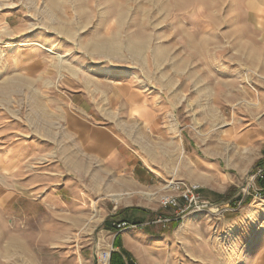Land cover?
<instances>
[{
  "label": "rangeland",
  "instance_id": "1",
  "mask_svg": "<svg viewBox=\"0 0 264 264\" xmlns=\"http://www.w3.org/2000/svg\"><path fill=\"white\" fill-rule=\"evenodd\" d=\"M50 1L0 0V264H110L119 246L132 253L123 255L129 264L142 256L145 264H264V140L247 137L264 121V8L59 0L75 28L68 38L55 30ZM101 38H117L122 58L95 55L91 43ZM72 117L110 130L123 157L137 154L150 168L154 158L158 183L113 190L131 176L89 156ZM45 128L51 136L40 135ZM74 157L81 169L69 165ZM171 184L198 186L203 211ZM167 196L177 205L165 206ZM128 208L150 213L147 223L116 217ZM146 227L156 237L136 236ZM123 231L133 234L115 245Z\"/></svg>",
  "mask_w": 264,
  "mask_h": 264
},
{
  "label": "crops",
  "instance_id": "2",
  "mask_svg": "<svg viewBox=\"0 0 264 264\" xmlns=\"http://www.w3.org/2000/svg\"><path fill=\"white\" fill-rule=\"evenodd\" d=\"M252 3H254V5H251V8H253L254 10L250 11L249 13H256L257 11H259V9L264 8V5L262 4V0H251L250 4H252ZM249 7H250V5H249ZM263 30H264V28H263ZM127 95H128V93L126 94V96ZM257 97L259 98V96H257ZM250 116L254 117L253 114ZM251 117H250V119H253ZM90 125H91L90 123H87V124H86V122L82 123L81 120L78 119L77 117L71 118V132L74 135L79 137L80 147L85 148L86 151H88L89 156H91L92 158L100 159L102 162L107 164V173L114 171V170L119 168V170H121L122 174H128L129 176H131V179H128V178L120 179L118 181V183L116 184L117 188L115 186L111 187V188H113V190L118 189V190H122V191L126 192L129 190H134L136 188H139L140 186H143V187L154 186L153 185L154 182L158 183V179L160 177V174H159V172H157L155 170V167H153V165H154L153 162L155 160L154 158H152V160H153L152 168H150L143 161V159L140 156H138L137 154H136L137 156L133 155V157H130L128 154H125V156L123 157L122 153L120 152L122 150L123 142L119 138L114 136V134L110 130H97L92 125L91 126ZM247 137L249 138L248 142H252V140H254V142L256 140H258V141L264 140V121L256 124L254 126V128H252L247 133ZM246 140H247V138H246ZM81 144H82V146H81ZM27 146H29L31 148L30 145H25V147H27ZM126 147L128 148V146H126ZM140 147H141V150L143 151V153L146 152L149 154V151H145L144 147H142V146H140ZM18 149L23 151L24 147H22V144L15 146L14 150H18ZM128 149H130V148H128ZM131 151H133V150H131ZM24 152H26V151H24ZM133 153H135V152L133 151ZM19 155L23 156V157L25 156V154H22V152ZM68 163L70 166L74 165L75 168L79 167L81 169L83 167V165L79 162V160H76V157L69 158ZM70 163H72V164H70ZM67 164H66V167L68 168ZM94 181H96V180H94ZM209 181L210 180H208V179L202 181V183H203L202 185H212V184H210V182L212 183V181H210V182ZM132 215H134L133 216L134 219H137V218L139 219V221L137 222L138 224L143 225V224L147 223V218L150 215V213H148L147 211H144V212L138 211V212H133ZM146 228H147L146 233L144 231H142V233L140 235L137 234L136 236L147 235L150 237H156V232L154 233V230L152 227H149V228L146 227ZM130 234H131V232H125L124 233V231H123L120 233L119 239L123 241V238L127 237ZM122 243H120V244H122ZM119 248H120V246L117 247V249H115L114 251L120 253ZM135 248H136V245H135ZM137 248L135 249L134 252H137ZM123 249H124V246H123ZM128 255H129L130 259L132 260L133 255L130 251H128ZM123 259H124V264H129L128 260L124 256H123ZM130 264H133V263H130Z\"/></svg>",
  "mask_w": 264,
  "mask_h": 264
},
{
  "label": "bare ground",
  "instance_id": "3",
  "mask_svg": "<svg viewBox=\"0 0 264 264\" xmlns=\"http://www.w3.org/2000/svg\"><path fill=\"white\" fill-rule=\"evenodd\" d=\"M62 6H63V4L62 3H60L59 2V0H51L50 1V13H51V15H52V17H51V21H53L56 25H57V27L55 28V30L57 31V32H59V34H62V35H65V36H67L68 38L69 37H72L71 36V34H72V32H73V29H75L74 28V25H72V21H70V20H65L62 16H60L61 15V10L63 11V8H62ZM49 9V8H48ZM123 8L120 10V14L122 15L123 14ZM49 13V14H50ZM54 15H57V17L58 18H56L55 17V19H54ZM71 39V38H70ZM91 47L93 48L92 50H93V53L95 54V55H98V56H100V55H106V56H108V57H110V58H116V59H121L122 58V56H121V53H122V43L121 42H118V40H117V38H112V39H107V38H101V39H98V40H96V41H94V42H92L91 43ZM142 47H143V45L141 44H139L134 50H133V54H135V55H137V56H139V54H140V51H141V49H142ZM44 49L45 50H47L48 52H53L50 48H48V47H44ZM58 55V57L60 58V59H62V55H60V54H57ZM31 73H33V72H31ZM44 74V73H43ZM26 79V78H25ZM28 80L26 81V80H24L25 82L24 83H26V85L28 86V87H30V85H31V81L29 82V80H30V78H27ZM262 79H264V78H262ZM34 81V80H33ZM34 83V82H33ZM34 89V88H33ZM32 89V90H33ZM98 89V88H97ZM31 90V89H30ZM100 90V89H99ZM39 93V92H38ZM40 94V93H39ZM127 93H125V95H126ZM37 95V94H36ZM35 95V96H36ZM129 98V97H128ZM34 101H35V104L36 105H38V108H42V102H40V98H38V97H36L35 99H34ZM37 102L39 103L40 102V104H37ZM37 107V106H36ZM44 110V109H43ZM42 110V111H43ZM46 110V109H45ZM44 110V111H45ZM41 111V112H42ZM34 112V111H33ZM36 112V111H35ZM46 112V111H45ZM54 115V114H53ZM47 117V116H46ZM51 117V116H50ZM26 119V118H25ZM53 119V118H52ZM40 120V119H39ZM52 124V123H51ZM39 125H42V123L41 124H39ZM44 125H46V124H44ZM35 130V129H34ZM40 135H47V136H51V134H52V132H51V130L50 129H40ZM33 132V131H32ZM35 132V131H34ZM33 132V133H34ZM42 133V134H41ZM129 133V132H128ZM127 133V136H129V134ZM159 138V137H158ZM71 162V161H70ZM70 164H72V163H70ZM95 180H97V179H95ZM123 186V185H122ZM167 187V186H166ZM173 188H175L174 186H172V184L171 185H169L166 189H170V190H173ZM110 189V188H109ZM126 195H128V196H130L131 195V193H127ZM142 195L143 196H146L145 198H147L148 200H153V197H154V194L153 193H142ZM116 196H118V197H120V196H124V194H118V195H116ZM127 196V197H128ZM118 201L119 202H121V203H123V202H126V198H118ZM127 203V202H126ZM148 207V206H147ZM71 219V218H70ZM90 219V218H89ZM93 219H92V217H91V220H90V222L92 221ZM70 221H72L73 222V219L72 220H70ZM74 221H77L80 225H82L84 222V220H79L78 218H75V220ZM76 224V223H75ZM13 242V241H12ZM17 244H20V243H17ZM13 245H14V243H13ZM19 248V247H18ZM22 248V247H21ZM11 249V248H10ZM26 251V250H25ZM145 257H141V260H142V262H143V264H145Z\"/></svg>",
  "mask_w": 264,
  "mask_h": 264
},
{
  "label": "trees",
  "instance_id": "4",
  "mask_svg": "<svg viewBox=\"0 0 264 264\" xmlns=\"http://www.w3.org/2000/svg\"><path fill=\"white\" fill-rule=\"evenodd\" d=\"M218 197V200L220 201H217V202H226L228 201V198L226 196H216ZM133 211H141V212H144L142 210H140L139 208H128V209H125L119 213L116 214V217H118V219H121L123 221V219L126 217V218H129V217H133ZM129 213V214H128ZM126 214V215H125ZM125 215V216H123ZM123 216V217H122ZM120 217V218H119ZM123 218V219H122ZM126 222L129 221V220H125ZM132 224H138L137 222V219H133L132 221ZM105 227L107 228H113V229H116V226H112L111 223H109L108 221H105L104 223ZM120 238V234H118L116 236V241H115V245L118 244L117 240H119ZM123 249V248H122ZM127 252H125L124 250L121 251L120 253L119 252H113L112 253V256H111V259H110V264H124V261H123V255H126ZM128 254V253H127Z\"/></svg>",
  "mask_w": 264,
  "mask_h": 264
},
{
  "label": "built area",
  "instance_id": "5",
  "mask_svg": "<svg viewBox=\"0 0 264 264\" xmlns=\"http://www.w3.org/2000/svg\"><path fill=\"white\" fill-rule=\"evenodd\" d=\"M181 184H183V183H181ZM183 186L185 187V189L184 188H180L179 189L177 187H175V189L182 191L183 197L186 199V202H189L190 206L194 205V207H196L195 208L196 210L198 209V210L203 211V209H200V207H199V206H202V205L198 203V197H197V194H196L197 193V189H199V187L196 186V185H185V184ZM162 202H164L163 204L165 206H167V205L176 206L177 205V198L174 197V196H167V197L164 198V200ZM125 227H126V223H122V224L118 225L119 229H124Z\"/></svg>",
  "mask_w": 264,
  "mask_h": 264
}]
</instances>
